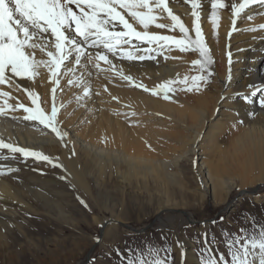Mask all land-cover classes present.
Masks as SVG:
<instances>
[{
	"label": "bare ground",
	"instance_id": "6f19581e",
	"mask_svg": "<svg viewBox=\"0 0 264 264\" xmlns=\"http://www.w3.org/2000/svg\"><path fill=\"white\" fill-rule=\"evenodd\" d=\"M198 2L202 4L199 11L203 34L214 61L207 69L214 66L213 76H208L207 70L193 63L200 59L198 52H181L174 44L159 49L157 45L132 40L125 47L134 55H144L143 61L129 60L103 48H90L92 53L99 51L108 55L112 64L96 61L100 69L89 65L83 70L74 68L73 73H65L62 69L58 86L52 83L50 73L43 68L34 80L16 78L12 86L0 85V91L10 93V98L0 97V107L5 108V114L0 115V138L18 147L42 152L52 161L49 163L33 158L25 160L19 153L0 149V226L18 224L22 228L20 209L34 210L31 203L33 196L42 199L44 203H54L51 196L57 189L50 187L48 183L51 180L41 175L18 176L25 168H52L59 165L56 167L61 174L86 192H92L93 189L81 156L85 161L95 163L103 182H106L109 173L108 182L112 187L117 188L118 184L123 189L133 176L144 172L156 177L159 166L165 170L172 183L182 182L178 179L176 168L190 154L197 157L196 161L203 157V152L196 148L201 131L206 125L215 128L223 118L227 122L222 123L219 129L221 134L217 136L214 150L210 146L208 159L197 162L194 177L201 182L204 193L194 192L190 198H205L211 194L216 202L223 201L238 185L237 181L243 186H251V191L255 184L264 183V106L260 104L264 94L258 92L255 97H251V102L244 99L255 89L264 88V29H260V25L264 24V5L251 4L234 17L231 6L243 0H225L228 7L215 10L219 17L217 28L211 18V4L214 0ZM169 7L181 17L194 35L190 2L169 0ZM164 15L165 18L159 22L170 25L172 21ZM248 16H252V19H248ZM134 26L142 30V26ZM253 28L256 31L250 30ZM114 30L120 31L122 26L117 24ZM149 31L176 38L183 35L178 28L171 31L150 26ZM68 34L73 33L69 30ZM137 48L139 51H136ZM148 48L155 51L148 53L145 51ZM41 57L42 54L38 53L37 58ZM66 64L71 66L72 59L66 61ZM200 75L205 76L207 82L213 80L212 91L205 95L202 91L208 86L206 81L198 82V90H188L194 83L193 78ZM124 76H131V81L124 79ZM185 78L187 83L183 82ZM69 79L73 81L72 84L68 83ZM165 85L171 90L168 91ZM222 86L223 89H220ZM53 87L57 88V126L64 133L63 140L38 121L25 120L24 116L28 114L22 109L8 111L4 104L7 100L8 105L23 103L35 107L31 97L24 91L27 88L39 95L40 107L50 112ZM153 92L158 94L154 95ZM175 120L190 121L188 128L193 130L192 139L189 145L185 141L186 150L175 153L173 159L158 163L155 161V165L150 155V158H146L141 154L146 146L142 133H148L153 138L159 137V134H155L158 132L156 127L171 124ZM149 140L153 148L159 149V140L156 143L153 139ZM117 177L121 178L118 182ZM55 205L62 211L60 204ZM60 216L72 221V216L63 211ZM105 224L108 231H111L113 225H119L111 218ZM0 236L5 238L1 229ZM178 238L182 245L177 251L179 258L187 256L190 262L196 260L186 239L183 236ZM33 256L39 259V253Z\"/></svg>",
	"mask_w": 264,
	"mask_h": 264
},
{
	"label": "rangeland",
	"instance_id": "374dc122",
	"mask_svg": "<svg viewBox=\"0 0 264 264\" xmlns=\"http://www.w3.org/2000/svg\"><path fill=\"white\" fill-rule=\"evenodd\" d=\"M213 68L207 69V73H212L210 76H213ZM206 84L203 95L212 91L213 80L206 81ZM221 107L220 104L219 109ZM189 122L175 120L171 124L157 126L155 134L159 137L153 138L143 132L142 140L146 146L141 154L151 157L155 165L162 160L173 159V155L187 148L185 141L187 145L190 143L193 130L188 128ZM224 122H227L225 118L215 128L206 125L201 131L196 145L198 151L203 152L199 163L208 159L210 146L214 150ZM155 137L159 140V149H154L149 142ZM195 157L193 154L186 156L176 168L182 182L172 183L159 166L158 176H149L145 172L135 175L122 189L118 184L117 188L110 185L109 173L103 182L95 163L85 161L81 156L92 192L74 186L56 166L25 168L18 176L41 175L51 180L48 184L57 189L51 196L54 203H44L33 196L34 210L20 209L24 217L19 219L20 223L23 222L22 228L18 224L0 226L5 234V238L0 236V264H125L126 259L130 255L135 256L138 250L144 253V259H153L150 249L153 254L158 250L167 264H202L206 259L202 255L206 244L211 246L217 257L223 254L230 264L227 242L236 236L256 235L264 225V183L255 184L251 191V186H243L237 181L238 185L223 201L216 202L211 194L206 199L190 198L194 192L204 193L201 182L194 177L198 162ZM120 179L117 177L116 182ZM177 202L179 204L175 205ZM55 203L72 216V221L60 216L62 211ZM110 218L119 225H113L108 231L105 223ZM242 229L245 230L243 233ZM179 236L186 239L196 260L190 262L187 256L179 258L177 251L182 248ZM35 253H39L38 260L34 259Z\"/></svg>",
	"mask_w": 264,
	"mask_h": 264
},
{
	"label": "snow or ice",
	"instance_id": "6c2138e0",
	"mask_svg": "<svg viewBox=\"0 0 264 264\" xmlns=\"http://www.w3.org/2000/svg\"><path fill=\"white\" fill-rule=\"evenodd\" d=\"M185 2H190L191 5L194 35L190 33L181 17L173 13L169 7V0H0V85L12 86L16 78L34 80L41 74L40 69L43 68L50 73L52 83L58 86L62 69L65 73H73L74 68L83 70L89 65L100 69V64L96 61L112 64L108 55L99 51L92 53L89 51L90 48H103L109 53L120 54L129 60L143 61L144 55H134L125 47L130 45L132 40L157 45L159 49L174 44L181 52H198L200 59L193 63L199 65L202 70H207L214 61L200 22L199 9L202 4L198 0ZM256 3L264 5V0H243L242 3L233 4L231 6L233 16H239L249 5ZM211 7L213 9L211 18L218 28L219 17L215 10L227 8L228 4L225 0H214ZM164 14L172 21L170 25L159 22L165 18ZM247 18L252 19V16ZM117 24L122 26V30H114ZM134 25L142 26V30H137ZM150 26L171 31L178 28L183 35L181 38L162 35L149 31ZM260 29H264V24L260 25ZM69 30L72 31V35L68 34ZM250 30L256 31L254 28ZM145 51L151 53L155 50L148 48ZM38 53L42 54L39 59ZM70 58L73 61L71 66L66 64ZM88 74L91 75L90 72ZM210 75L212 73L208 71V76ZM123 78L129 81L132 79L131 76ZM193 81L189 91L192 88L198 90L200 87L198 82L206 81V77L196 76ZM183 82L187 83V78ZM68 83L72 84L73 81L69 79ZM165 88L167 89V85ZM144 90L148 91L147 88ZM24 91L31 97L35 107L23 103L8 105L5 100L4 104L8 111L22 109L28 114L24 116L25 120L38 121L63 140L64 133L57 126L58 109L55 104L57 88L51 89L53 103L50 112H45L40 107L37 93L27 88ZM258 92L264 94V88L255 89L250 96L244 97L245 101L251 102V97H255ZM0 97L10 98V93L0 91ZM165 98H168L167 95ZM260 104L264 106V99L260 100ZM4 114L5 108L0 107V115ZM0 149L13 154L19 153L25 160L33 158L52 162L50 157L42 152L18 147L5 142L2 138ZM244 231L241 230L242 233ZM227 247L230 249V264H264V225L260 226L256 235L233 237L227 242ZM149 254L153 255V259L146 260L144 253L138 250L135 256L130 255L126 259L125 264H167V261L159 256L158 250L153 254L150 249ZM202 255L206 256L202 264H229V260H226L223 254L217 257L207 244Z\"/></svg>",
	"mask_w": 264,
	"mask_h": 264
}]
</instances>
